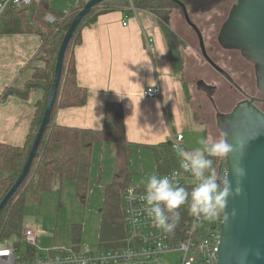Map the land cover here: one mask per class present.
<instances>
[{
	"label": "trees",
	"instance_id": "obj_1",
	"mask_svg": "<svg viewBox=\"0 0 264 264\" xmlns=\"http://www.w3.org/2000/svg\"><path fill=\"white\" fill-rule=\"evenodd\" d=\"M48 1V2H47ZM90 0H79L68 13L56 12L49 0H32L25 7H10L2 19L0 33L8 35H38L41 46L28 68L31 76L22 86L6 90L2 98L15 95L27 99L33 89H40L42 96L34 102L35 115L26 142L21 147L0 143V203L20 177L33 147L54 81L59 50L74 19L84 10ZM230 0H105L95 6L83 19L70 41L63 60L62 76L50 123L43 135L30 173L0 214V245L19 241L25 231L24 219L27 203H40L42 196L61 191L65 182L75 184L78 199L86 205L91 192V169L93 149L96 144L114 146V176L104 186V205L100 212V250H118L126 246L128 230L124 223L123 193L133 187L134 173L131 171L132 156L136 147L126 135L124 110L119 103H108L105 107L103 127L100 130H83L57 125L55 114L61 109L81 108L88 102V91L78 84L75 60L76 47L81 44L82 31L93 25L99 16L113 12H147L153 15L164 33L177 71H183L182 49L186 43L171 26L172 16L178 11L185 19L195 15H206L223 8ZM20 12V13H19ZM55 18V24L46 17ZM207 136V131L204 132ZM155 159L159 175L178 172L180 186L187 190L195 186L186 182L187 173L180 167V159L173 150L172 141L148 146ZM218 170L224 158H214ZM181 220L174 233H169L174 242L204 236L207 220L201 219L195 228L196 219L188 212L185 204L179 209ZM82 225H73L72 243L79 245ZM19 243V242H18Z\"/></svg>",
	"mask_w": 264,
	"mask_h": 264
},
{
	"label": "crops",
	"instance_id": "obj_2",
	"mask_svg": "<svg viewBox=\"0 0 264 264\" xmlns=\"http://www.w3.org/2000/svg\"><path fill=\"white\" fill-rule=\"evenodd\" d=\"M49 1L54 11L62 13L71 11L78 2ZM41 42L38 35L0 33L1 144L21 147L26 142L35 115L34 102L42 96V91L33 89L27 99L15 95L2 97L6 90L22 86L29 79L32 71L28 67L38 54ZM186 48L182 49L183 54ZM75 60L78 84L87 89L88 102L81 108L59 110L54 116L57 125L100 130L106 105L121 104L127 139L136 147L130 168L134 173L133 179L144 172L158 174L148 146L172 141L175 136L182 135L186 149L194 147L189 144V135L195 131L189 101L190 84L184 76L185 57L183 71H177L164 33L153 15L133 10L131 13L121 11L99 16L93 25L82 31V41L76 47ZM200 82L204 86L210 85L202 79L196 85L208 98L206 90L203 87L200 89ZM153 87L160 90V96L149 98L146 91ZM106 145L99 146L104 148ZM134 188L145 190V185H135ZM99 224L101 227V219ZM24 227L40 232L39 244L42 248L74 245L59 240L58 235L55 239L47 240V234L39 227L26 225L25 219ZM76 248L84 253L101 251L94 250L95 247H84L83 244Z\"/></svg>",
	"mask_w": 264,
	"mask_h": 264
},
{
	"label": "water",
	"instance_id": "obj_3",
	"mask_svg": "<svg viewBox=\"0 0 264 264\" xmlns=\"http://www.w3.org/2000/svg\"><path fill=\"white\" fill-rule=\"evenodd\" d=\"M103 1H89L64 37L42 124L20 177L0 203V214L27 178L37 156L56 102L67 47L83 19ZM186 22L192 26L189 18ZM192 29L199 38L204 59L234 86L232 78L206 53L198 29ZM218 42L226 50L241 52L253 64L258 89L264 93V0H236L220 30ZM202 87L211 97L210 87L200 82V89ZM254 102H240L230 113L217 112L216 115L217 127L233 149L225 157L228 163L227 181L233 190L240 188L239 195L228 197L224 211L227 219L224 218L221 225L219 264H264V112ZM237 168L243 169L242 176L236 174Z\"/></svg>",
	"mask_w": 264,
	"mask_h": 264
},
{
	"label": "rangeland",
	"instance_id": "obj_4",
	"mask_svg": "<svg viewBox=\"0 0 264 264\" xmlns=\"http://www.w3.org/2000/svg\"><path fill=\"white\" fill-rule=\"evenodd\" d=\"M236 0H230L223 8L214 10L206 15H195L191 18L190 26L181 14L176 11L172 16L171 26L174 32L183 38L188 48L186 53H182L186 61V82L190 84L189 101L192 118L194 121V133L189 135L193 148L199 146V140L208 138L212 141L218 140L222 134L216 123L215 107L220 113H230L243 97L232 92L230 84L218 73H216L204 60L201 54L200 42L194 29H198L199 33L206 40L207 48L214 57L218 56L221 67L225 69L234 81V84L243 85L251 93H257L255 67L243 61L240 53L233 52L231 54L222 50L218 35L220 30L228 18L229 12ZM189 18L188 16H185ZM204 40V41H205ZM233 55V56H229ZM246 72L252 75L247 82L241 75ZM204 80L210 85L211 97L208 98L204 92H200L197 82ZM243 83V84H242ZM216 88V91L215 89ZM202 91V90H201ZM234 94V96L232 95ZM214 101V105L212 103ZM264 111V107L262 110ZM209 132L205 136L201 132ZM189 140V141H190ZM92 169H91V192L89 194L88 203L84 205L77 197L75 184L65 182L61 191L54 190L52 193H46L42 196L40 203H27L25 208L26 225H34L39 227L43 233L47 234L45 238L55 239L59 237L61 241L72 242L73 225H82V238L79 247H89L94 250L99 248L100 234V212L104 205V186L112 182L114 171V146L107 144L104 148L96 145L93 150ZM142 156V153H141ZM137 160V159H136ZM135 177L131 185H145L146 177L153 172H144ZM86 249V248H85ZM108 251V250H101ZM179 255L170 254L161 258L162 264H178Z\"/></svg>",
	"mask_w": 264,
	"mask_h": 264
},
{
	"label": "built area",
	"instance_id": "obj_5",
	"mask_svg": "<svg viewBox=\"0 0 264 264\" xmlns=\"http://www.w3.org/2000/svg\"><path fill=\"white\" fill-rule=\"evenodd\" d=\"M31 1L0 0V31L3 16L10 7H25L30 5ZM46 20L50 24L56 21L51 15H48ZM146 95L149 98L159 97L160 90L155 87L149 88ZM183 141L182 135L172 139L173 150L179 159L177 145L186 149ZM175 173L176 175L171 178L175 183L180 184L182 179L178 172ZM217 174L220 179L228 180L226 160L220 162ZM185 180L194 185L197 183L190 173H187ZM143 193L144 190L134 187L123 193L124 223L128 230V238L126 246L122 249L84 253L74 245L42 248L39 244L40 232L32 228L25 229L19 241L0 245V264H162V257L174 253L179 255L178 264H219L218 254L224 212L214 220H207L202 238L174 242L169 233L157 229L143 213L140 199ZM197 223H200V220H196L193 229ZM189 241L187 249L182 250L181 244Z\"/></svg>",
	"mask_w": 264,
	"mask_h": 264
},
{
	"label": "clouds",
	"instance_id": "obj_6",
	"mask_svg": "<svg viewBox=\"0 0 264 264\" xmlns=\"http://www.w3.org/2000/svg\"><path fill=\"white\" fill-rule=\"evenodd\" d=\"M225 137L212 141L208 138L199 140V146L191 150L177 145L180 167L190 173L197 183L191 189L175 183L170 175L150 174L146 177L145 190L141 195L142 211L154 226L166 233H174L181 215L179 209L187 204L188 212L197 221L214 220L227 207L228 197L240 194V188L234 190L227 180L218 177L214 158H224L232 151ZM236 174L243 175V169L237 168ZM175 176L176 173L171 174ZM227 219V216L224 217ZM189 242L180 248L186 250Z\"/></svg>",
	"mask_w": 264,
	"mask_h": 264
},
{
	"label": "flooded vegetation",
	"instance_id": "obj_7",
	"mask_svg": "<svg viewBox=\"0 0 264 264\" xmlns=\"http://www.w3.org/2000/svg\"><path fill=\"white\" fill-rule=\"evenodd\" d=\"M193 30V29H192ZM203 37V36H202ZM205 40V39H204ZM203 40V42H204V48H205V51H206V53L208 54V56L210 57V59L218 66V67H220L223 71H225L228 75H229V73L225 70V69H223V67H221V64L219 63V61H218V56L217 57H214L213 55H211L210 54V51H209V48H207V45L205 44L206 43V40L204 41ZM200 42V41H199ZM221 46V45H220ZM200 48H201V54H202V47H201V44H200ZM221 48H222V50H225V52H227V53H229V54H231V53H233V52H237V53H240L241 54V52H239V51H236V50H226V49H224L222 46H221ZM230 57L231 56H233V55H229ZM202 57H203V54H202ZM241 57L243 58V61H245V62H247L248 64H250V62L249 61H247L243 56H242V54H241ZM204 58V57H203ZM205 60V59H204ZM206 61V60H205ZM206 63L216 72V73H218V74H220L229 84H230V87H231V90H232V92L234 91L235 93H237V94H239V95H241L242 97H243V99L241 100V101H239L238 103H237V105L240 103V102H243V101H246V100H255V102H254V104L260 109V110H262V107H264V93H262L259 89H258V82H257V76H256V71H255V78H256V88L254 87V90H256L257 89V93L258 94H256V93H251V92H249L248 90H246V88L245 87H243V85H239V83H237V85L235 86H233L229 81H228V79L222 74V73H220V72H218V71H216L215 69H214V67L210 64V63H208L207 61H206ZM251 65V64H250ZM241 75L243 76V77H241V78H243L244 79V82H247V80H249V78L251 77L252 78V75L251 74H248V73H246V72H242L241 73ZM248 83V82H247ZM243 84V83H242ZM215 89V91H216V88H214ZM233 92V93H234ZM233 96H234V94H232ZM212 103H213V105L215 104L214 103V101H212ZM236 105V106H237ZM235 106V107H236ZM234 107V108H235ZM214 109H215V111H216V113L218 112V109L215 107V105H214ZM262 112H264V111H262Z\"/></svg>",
	"mask_w": 264,
	"mask_h": 264
},
{
	"label": "bare ground",
	"instance_id": "obj_8",
	"mask_svg": "<svg viewBox=\"0 0 264 264\" xmlns=\"http://www.w3.org/2000/svg\"><path fill=\"white\" fill-rule=\"evenodd\" d=\"M48 2V1H47ZM20 13V12H19ZM55 24V23H54ZM30 67V66H29Z\"/></svg>",
	"mask_w": 264,
	"mask_h": 264
}]
</instances>
